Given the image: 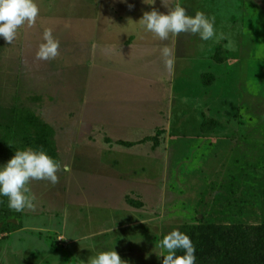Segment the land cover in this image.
Instances as JSON below:
<instances>
[{
  "label": "rangeland",
  "instance_id": "1",
  "mask_svg": "<svg viewBox=\"0 0 264 264\" xmlns=\"http://www.w3.org/2000/svg\"><path fill=\"white\" fill-rule=\"evenodd\" d=\"M35 2L34 27L13 44L0 36V168L27 149L11 115L27 110L53 128L57 161L71 172L28 185L34 212L0 195V264H89L112 250L127 264H162L173 229L264 223V0H170L214 16L216 33L170 36L172 73L159 38L138 23L146 11L167 13L161 0ZM45 29L60 41L50 61L36 59ZM142 43L128 78L159 88L120 89L111 52ZM152 47L161 58L142 61ZM111 102L119 109L106 116Z\"/></svg>",
  "mask_w": 264,
  "mask_h": 264
},
{
  "label": "clouds",
  "instance_id": "2",
  "mask_svg": "<svg viewBox=\"0 0 264 264\" xmlns=\"http://www.w3.org/2000/svg\"><path fill=\"white\" fill-rule=\"evenodd\" d=\"M168 9L167 13L156 9L144 12L139 24L161 41L169 37H177L181 33L199 34L202 40L212 39L215 17H208L204 12L197 11L194 16L180 4L170 6V0H161ZM133 5H129L131 9ZM40 14V8L35 0H0V36L9 44H13L18 30L27 25L34 27ZM43 43L36 52V59L41 61L54 60L60 55V41L54 37L51 29H45L42 35ZM95 47V45L93 46ZM165 70L174 71L175 56L168 46L161 49ZM71 172V165L61 163L51 157L45 150H17L15 155L0 168V195L8 198V207L16 212L25 210L36 211L35 196L31 195L28 185L32 181H48L52 185L59 183V172ZM63 240V239H61ZM161 247L167 252L163 255L162 264H196V248L192 239L179 229H173L163 237ZM178 250H183L178 255ZM89 264H127L115 251H103L91 257Z\"/></svg>",
  "mask_w": 264,
  "mask_h": 264
},
{
  "label": "trees",
  "instance_id": "3",
  "mask_svg": "<svg viewBox=\"0 0 264 264\" xmlns=\"http://www.w3.org/2000/svg\"><path fill=\"white\" fill-rule=\"evenodd\" d=\"M207 81L205 85H209ZM6 114V113H4ZM13 120H17L18 127L24 135L22 144L25 148L45 150L57 160V152L53 146V128L38 118V116L25 110H12ZM216 122H208L205 130ZM217 124V123H216ZM159 133V131H158ZM155 137H150L154 140ZM110 139L107 138V141ZM125 146H132V142H120ZM130 204L140 206L141 203L129 199ZM11 226H3V232L9 231ZM183 233L190 236L196 248V264H264V223L258 226L218 225L207 224L188 226ZM178 255L183 250H178Z\"/></svg>",
  "mask_w": 264,
  "mask_h": 264
},
{
  "label": "crops",
  "instance_id": "4",
  "mask_svg": "<svg viewBox=\"0 0 264 264\" xmlns=\"http://www.w3.org/2000/svg\"><path fill=\"white\" fill-rule=\"evenodd\" d=\"M161 42V43H160ZM160 42H158L159 43V46L160 47H164V46H168L169 48H171L172 50H173V52H174V56L178 53V51H177V49H175V46H176V44H175V42H173L171 39H168V40H166V41H161L160 40ZM147 43V42H146ZM146 43H142V44H131V45H124V47H120L119 45H117L113 50H112V52H111V63H113V65H115L116 66V68L117 67H123V71L122 70H119V71H122V76H121V78L119 79V87H120V89L121 88H133V87H143V88H145L146 90H150V92H154V91H156V89L157 88H159L158 87V82L157 83H155V81H157V80H153V81H151V80H149L148 79V77H146L145 78V76H142V77H144L145 79H147V82H137V81H134V80H130L129 78H128V76H130V73H129V67L131 66V65H133V62H134V59H131L134 55H136V54H134V53H132V51H136V50H139L140 49V51L142 52L143 50L142 49H144L148 44H146ZM177 48V47H176ZM152 49H154V50H152V51H150V52H144V53H142L143 55H141L140 54V56H141V59H142V61L144 60V59H147V56H149V54H152V55H155L157 58H161L158 54H157V49H156V47L154 48V47H152ZM132 50V51H131ZM158 53L161 55V51H159L158 50ZM147 62V61H146ZM161 66V65H160ZM130 68H134V65H133V67H130ZM150 69V68H149ZM149 69H146L145 70V72H147V70H149ZM145 75H146V73H145ZM161 75H162V73H161ZM131 77H134L135 78V76L134 75H131ZM124 78V79H123ZM136 80V79H135ZM143 83V84H142ZM113 102V101H112ZM112 102H111V106L109 107V108H106V110H104V114L106 115V116H112V114L114 113V110L115 109H117L119 106H117V104H113V105H115L116 107H114L113 105H112ZM119 109V108H118ZM107 110H111V112L109 113ZM148 115V114H147Z\"/></svg>",
  "mask_w": 264,
  "mask_h": 264
}]
</instances>
